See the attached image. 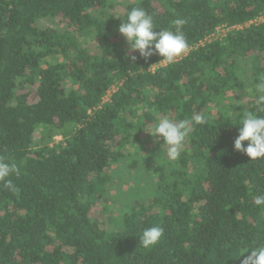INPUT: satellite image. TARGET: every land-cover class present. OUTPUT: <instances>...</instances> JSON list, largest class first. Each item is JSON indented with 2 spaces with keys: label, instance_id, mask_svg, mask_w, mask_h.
Returning <instances> with one entry per match:
<instances>
[{
  "label": "trees",
  "instance_id": "trees-1",
  "mask_svg": "<svg viewBox=\"0 0 264 264\" xmlns=\"http://www.w3.org/2000/svg\"><path fill=\"white\" fill-rule=\"evenodd\" d=\"M135 7L156 31L185 19L188 54L152 71L161 57L130 52L118 28ZM262 16L264 0H0V156L19 170L15 192L0 182V264H239L264 245V158L233 146L264 81V23L246 27ZM195 115L170 159L148 132ZM115 165L153 180L120 214Z\"/></svg>",
  "mask_w": 264,
  "mask_h": 264
},
{
  "label": "clouds",
  "instance_id": "clouds-1",
  "mask_svg": "<svg viewBox=\"0 0 264 264\" xmlns=\"http://www.w3.org/2000/svg\"><path fill=\"white\" fill-rule=\"evenodd\" d=\"M185 23V19H176L173 21L175 31L169 29L156 31L153 16L144 9L135 7L120 23L118 31L130 46V52H138L145 60L158 55L162 59L157 64H172L186 54L189 48L182 31ZM130 59L135 61L136 56L133 55ZM256 92L258 93L256 111L246 112L242 116L237 126L239 134L233 141L234 150L246 154L251 160L264 158V115L260 114L264 113V81L256 84ZM203 122L201 115L179 121H173L165 116L160 118L148 133L163 140L167 156L175 160L179 158L192 126ZM13 174H19L17 165L7 162L5 157L0 156V182L10 192L17 190L10 179ZM254 202L257 206L264 207V194L256 195ZM162 236L163 229L160 226L145 228L139 238V244L144 248H151L160 242ZM248 252L249 249L246 253ZM239 264H264V245L255 247L250 254L242 255Z\"/></svg>",
  "mask_w": 264,
  "mask_h": 264
},
{
  "label": "rangeland",
  "instance_id": "rangeland-1",
  "mask_svg": "<svg viewBox=\"0 0 264 264\" xmlns=\"http://www.w3.org/2000/svg\"><path fill=\"white\" fill-rule=\"evenodd\" d=\"M116 2L120 3H127V2H134L136 0H115ZM49 24V23H46ZM61 28H64L61 26ZM227 33L226 29H221L218 33L217 37L221 36L223 37ZM89 43V42H88ZM93 43H90V45ZM89 45V44H88ZM182 57V56H181ZM180 57V58H181ZM178 58L177 60H179ZM167 64H160L158 66L153 67L151 70L155 71L156 69L166 66ZM116 89L111 91L109 95L106 97V101L111 97L112 93L115 92ZM57 142H61L63 140V137L58 136L55 138ZM146 149L141 151V155H145L147 151ZM128 152H131L133 155L135 154V150L133 148H130ZM131 154V155H132ZM144 169H138V171H130L126 165H119L114 166L112 168V172L116 175L115 185L117 187L115 188V191L112 192L113 194V207L114 211L117 214L123 213L127 211L128 208L133 206L134 202L139 200V198L146 197L148 195L149 189L152 188L153 180L149 177L146 171L142 172Z\"/></svg>",
  "mask_w": 264,
  "mask_h": 264
},
{
  "label": "built area",
  "instance_id": "built-area-1",
  "mask_svg": "<svg viewBox=\"0 0 264 264\" xmlns=\"http://www.w3.org/2000/svg\"><path fill=\"white\" fill-rule=\"evenodd\" d=\"M260 23H264V16L259 17L258 19H255L254 21L250 22L249 24L246 25V27H249L250 25H257V24H260ZM244 28H245V26H241V25H239L237 27H233V28H229L228 26H222V27L218 28L217 31L214 34L208 36L204 41H202L200 43V45L201 46H204L207 43H211V42L217 41V40H222V39H224L226 37V35L230 31L235 30V29L236 30H242ZM221 29H226L227 30V33L223 37H221V36L217 37V35H218V33L220 32ZM188 52L189 51H187V53L184 54L179 60H181L184 56H186L188 54ZM179 60H176L175 62H177Z\"/></svg>",
  "mask_w": 264,
  "mask_h": 264
}]
</instances>
